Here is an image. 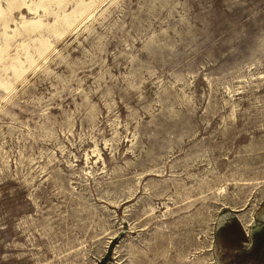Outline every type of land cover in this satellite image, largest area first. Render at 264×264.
Instances as JSON below:
<instances>
[{"label":"rangeland","instance_id":"1","mask_svg":"<svg viewBox=\"0 0 264 264\" xmlns=\"http://www.w3.org/2000/svg\"><path fill=\"white\" fill-rule=\"evenodd\" d=\"M0 264H264V0H0Z\"/></svg>","mask_w":264,"mask_h":264},{"label":"bare ground","instance_id":"2","mask_svg":"<svg viewBox=\"0 0 264 264\" xmlns=\"http://www.w3.org/2000/svg\"><path fill=\"white\" fill-rule=\"evenodd\" d=\"M223 222V221H222Z\"/></svg>","mask_w":264,"mask_h":264}]
</instances>
